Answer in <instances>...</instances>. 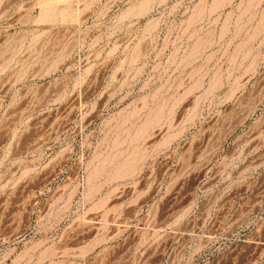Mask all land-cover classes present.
I'll use <instances>...</instances> for the list:
<instances>
[{
    "label": "rangeland",
    "instance_id": "1",
    "mask_svg": "<svg viewBox=\"0 0 264 264\" xmlns=\"http://www.w3.org/2000/svg\"><path fill=\"white\" fill-rule=\"evenodd\" d=\"M0 264H264V0H0Z\"/></svg>",
    "mask_w": 264,
    "mask_h": 264
},
{
    "label": "bare ground",
    "instance_id": "2",
    "mask_svg": "<svg viewBox=\"0 0 264 264\" xmlns=\"http://www.w3.org/2000/svg\"><path fill=\"white\" fill-rule=\"evenodd\" d=\"M44 8V7H43ZM66 11V10H65ZM72 15H75V14H73L72 13ZM62 17V18H64V20H65V18L67 17V14L66 13H64V12H62V13H60V14H57L56 12H54L53 10H51V8H50V6H48L47 8H44L43 10H42V12H41V14H40V16H39V18H38V22L40 21H48V20H51V19H54L55 17L57 18V17ZM68 18H70V16H68ZM73 19H75L76 17H72ZM63 20V19H62Z\"/></svg>",
    "mask_w": 264,
    "mask_h": 264
}]
</instances>
